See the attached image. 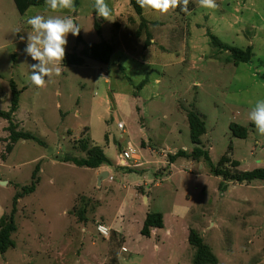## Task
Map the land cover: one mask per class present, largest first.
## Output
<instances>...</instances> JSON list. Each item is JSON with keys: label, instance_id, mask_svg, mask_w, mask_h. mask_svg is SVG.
<instances>
[{"label": "rangeland", "instance_id": "374dc122", "mask_svg": "<svg viewBox=\"0 0 264 264\" xmlns=\"http://www.w3.org/2000/svg\"><path fill=\"white\" fill-rule=\"evenodd\" d=\"M116 1L120 20L114 16ZM122 1L106 0L111 16L105 20L97 17L93 0H75L74 13L54 12L44 2L24 15L14 0H0V110L10 109L14 81L21 95L13 123L39 139L20 140L9 151V123L0 118V218L10 213L15 194L31 185L40 166L36 191L18 201L16 246L0 253V264H107L116 256L119 264H194L191 228L216 264H264V181L225 182L211 171L228 153L240 170L264 168V136L248 119L255 102L264 99V0H216V9L190 0L188 13L177 8L160 15L163 28L156 24L157 13L145 10L148 32L158 37L147 52L146 30L137 35L141 20L134 21L131 5ZM34 15L71 16L85 43L122 42L129 54L119 50L109 64L63 61L61 74L37 88L30 80V65L37 61L24 51L32 32L26 19ZM121 24L125 28L118 36ZM212 36L231 47H252L254 56L234 65L231 53L214 46ZM67 40L66 54L81 50L77 36L69 33ZM191 110L205 119L202 146L210 161L178 157L171 166L168 154L194 149ZM231 124L248 128V137H235ZM86 143L102 148L111 164L93 170L64 162L85 158ZM123 150L138 152L142 166L118 167ZM105 170L114 180L99 184ZM145 212L165 217L161 238L139 234ZM121 218L127 223L128 252L114 229L109 238L96 230L99 224L120 230ZM173 228L177 232L168 243L166 232Z\"/></svg>", "mask_w": 264, "mask_h": 264}, {"label": "trees", "instance_id": "16d2710c", "mask_svg": "<svg viewBox=\"0 0 264 264\" xmlns=\"http://www.w3.org/2000/svg\"><path fill=\"white\" fill-rule=\"evenodd\" d=\"M16 8L21 15H24L28 9L32 6H39L44 3V0H14ZM130 5L134 10L135 14L140 18L141 24L137 35L140 36L143 30H146L147 42L146 45L150 43L151 34L148 32V27L146 20L143 16L144 9H141L136 3V0H130ZM95 29L99 35H101V25L96 23ZM77 43L82 46L78 53L66 54L64 63L67 65H83L86 59H92L99 63L109 64L112 57L116 51V46L106 40H101L98 43L87 44L83 40L82 36L79 34L77 36ZM212 43L217 48L222 51H229L231 53V59L234 65L240 63H247L254 56L252 47H247L246 49H240L231 47L220 42L215 36H212ZM145 81L138 86V90L143 87ZM12 89L11 106L9 111L0 110V118L8 121L7 130L9 132V145L8 150L13 149V145L20 140H36L39 139L29 132H25L19 129V125L13 123L15 113L19 108V101L21 90L17 88L14 81L10 83ZM187 120L190 127L191 140L194 144V149L191 154H187L185 151L181 150L175 154H168L167 161L171 165L175 162L178 157H190L193 160L200 161L204 159L209 162V152L202 146V136L207 132L206 122L202 115L194 110L187 112ZM230 129L233 135L238 138L245 139L248 137L249 130L238 124H231ZM82 150L86 152L85 158H66L64 162H72L79 167H88L91 169H96L102 165H110V160L104 153V150L97 146H89L88 143L82 145ZM231 150V148H230ZM232 154L228 153L221 157L216 165L211 166V171L215 176L221 177L225 182H233L238 184H250L254 181H264V168H256L250 171L240 170V162L232 159ZM40 171V166L38 165L32 176V183L29 186H24L18 191L13 199V205L10 213L3 214L0 218V253L4 254L9 249L16 246L15 241L12 236L17 231L16 225V214L18 212V201L36 191L37 184L39 183L38 173ZM224 187V184H221ZM164 228V216L160 212H149L144 220L141 234L145 237H150L153 229H163ZM188 242L190 246L194 247L195 257L193 259L194 264H216L217 259L215 255L211 252V249L207 244H205L203 238L194 229H189ZM107 264H119L117 256L112 258V260Z\"/></svg>", "mask_w": 264, "mask_h": 264}, {"label": "clouds", "instance_id": "9594fccd", "mask_svg": "<svg viewBox=\"0 0 264 264\" xmlns=\"http://www.w3.org/2000/svg\"><path fill=\"white\" fill-rule=\"evenodd\" d=\"M45 5L52 11L68 10L75 12V0H44ZM190 0H136L141 9L150 10L160 15H166L177 8L184 13L189 12ZM201 8L216 9V0H198ZM93 7L99 17L109 20L111 9L106 0H93ZM32 32L27 33L25 53L37 61L30 65V80L37 88L46 86L47 80L53 75L61 74L60 65L66 55L67 37L69 33L78 36L81 28L71 16L34 15L26 19ZM20 30L17 29V32ZM47 77V79H45ZM248 119L255 125L256 130L264 136V99H258L248 114ZM104 232L103 227L100 228Z\"/></svg>", "mask_w": 264, "mask_h": 264}, {"label": "crops", "instance_id": "0c3cea01", "mask_svg": "<svg viewBox=\"0 0 264 264\" xmlns=\"http://www.w3.org/2000/svg\"><path fill=\"white\" fill-rule=\"evenodd\" d=\"M117 3H116V6H115V9H114V16L117 18V19H123V16H122V12H121V2L120 1H116ZM122 2H124V3H126V4H128L129 6H130V0H124V1H122ZM130 8H131V6H130ZM132 11V10H131ZM130 15H131V17H133V19H134V21H138V19H140L136 14H135V12H130ZM157 15H158V18H160V20L158 21V22H156V24L158 25V27H161V28H163V27H166V22H164V21H162V19H161V17H160V14H158L157 13ZM143 16H144V18L146 19V21H147V25H151V23H150V21L146 18V12H145V10H144V13H143ZM97 17H98V15H97ZM177 27L178 26H175V25H172V32H174V33H177L176 35H178L179 34V32L178 31H176V29H177ZM125 28V25H123V24H121V26H120V29H119V35L118 36H120V33H122V31H123V29ZM186 33V32H185ZM185 33H183V35H185ZM127 36H128V34H127ZM176 37V36H175ZM174 36H172V38H175ZM128 39H129V36H128ZM157 39H158V37L157 38H155L154 36H153V38L150 40V42H151V45L149 46V47H147L146 49H145V51L147 52L151 47H152V44H156L157 43ZM116 41H117V39H116ZM122 41V40H121ZM120 41V42H121ZM118 42H115V43H113L115 46H116V51H115V53H114V55L119 51V50H121L123 53H126V54H129L128 53V51H127V48H126V46L121 42L120 43V45H119V43H118V47H117V44ZM114 55H113V57H112V60L111 61H113V58H114ZM133 57V56H132ZM135 58V57H134ZM123 58L121 57V58H118V60H116V61H119V63H120V61H123L122 60ZM136 59V58H135ZM134 60V59H133ZM185 62H187V60L185 61ZM115 63V62H114ZM119 63H117L116 65L115 64H113V65H115V67H120L119 66ZM186 153H187V151H185ZM165 155L166 154H164V155H162L163 157H165ZM166 158V157H165ZM167 163V162H166ZM143 164V163H142ZM104 166H107V165H102V166H100V167H98V168H96V169H93V170H98V169H101L102 167H104ZM142 166V165H141ZM171 166H173L172 164H171ZM240 168V167H239ZM106 171V170H105ZM104 171V172H105ZM102 175V174H101ZM101 177V176H100ZM100 177H99V179H100ZM102 181H103V179H101V181L99 182V184H102ZM143 197L145 196V192H142V194H141ZM145 198H147V197H145ZM148 199V198H147ZM149 212H145V214H144V216H143V218H142V220L138 223L139 224V226H138V232H139V234L142 236V237H145V236H143L142 234H141V229H142V226H143V223H144V220H145V218H146V215L148 214ZM123 218H124V216H123ZM123 218H121L120 219V222H118L119 223V225H120V230L119 229H117V228H114V227H112L111 225H107L108 227H110L111 229H114L117 233H119L120 235H122V239H123V245L124 246H122L123 247V252H128V248L126 247V244H128L129 243V239H128V233H126V231H125V228H126V226H127V223H126V225H124L125 224V220H123ZM128 222H130V221H128ZM117 223V222H116ZM117 223V224H118ZM166 226V222H165V217H164V227ZM163 229H153L152 230V232H151V236H150V238H152L153 236H155V237H157V238H161V234H160V232L162 231ZM176 230H174V228H173V230L171 229H168L167 230V232H166V238H165V241L166 242H170V238L169 237H171L173 234L175 235L176 234V232H175ZM92 245L93 246H96V243H93L92 242ZM155 248H156V250H160V247H158V245H155Z\"/></svg>", "mask_w": 264, "mask_h": 264}, {"label": "built area", "instance_id": "2783aa9c", "mask_svg": "<svg viewBox=\"0 0 264 264\" xmlns=\"http://www.w3.org/2000/svg\"><path fill=\"white\" fill-rule=\"evenodd\" d=\"M119 128L124 129L123 123H119ZM116 164L118 167H121V168H138V167H141L142 165V158L138 152H135L133 150H123L119 154ZM108 179L111 181L114 180L113 176L110 175V173L108 175ZM101 227L105 229L104 232L100 231ZM96 230L98 234L104 238H109L111 234V228L103 224H99L96 227Z\"/></svg>", "mask_w": 264, "mask_h": 264}, {"label": "water", "instance_id": "95a60500", "mask_svg": "<svg viewBox=\"0 0 264 264\" xmlns=\"http://www.w3.org/2000/svg\"><path fill=\"white\" fill-rule=\"evenodd\" d=\"M108 175H109V172L108 171L103 172L102 175H101V177H100V179H99V182L101 181V179L107 178ZM2 183L6 184V182H2Z\"/></svg>", "mask_w": 264, "mask_h": 264}]
</instances>
